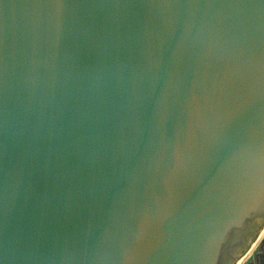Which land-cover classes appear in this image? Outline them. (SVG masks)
I'll return each mask as SVG.
<instances>
[{
	"label": "water",
	"instance_id": "obj_1",
	"mask_svg": "<svg viewBox=\"0 0 264 264\" xmlns=\"http://www.w3.org/2000/svg\"><path fill=\"white\" fill-rule=\"evenodd\" d=\"M263 231L264 0H0V264H264Z\"/></svg>",
	"mask_w": 264,
	"mask_h": 264
},
{
	"label": "bare ground",
	"instance_id": "obj_2",
	"mask_svg": "<svg viewBox=\"0 0 264 264\" xmlns=\"http://www.w3.org/2000/svg\"><path fill=\"white\" fill-rule=\"evenodd\" d=\"M263 234H264V231H263ZM263 234H262V236H263Z\"/></svg>",
	"mask_w": 264,
	"mask_h": 264
}]
</instances>
